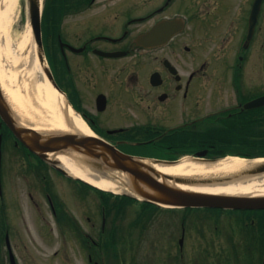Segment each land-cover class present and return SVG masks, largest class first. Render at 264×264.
Masks as SVG:
<instances>
[{
  "label": "flooded vegetation",
  "instance_id": "1",
  "mask_svg": "<svg viewBox=\"0 0 264 264\" xmlns=\"http://www.w3.org/2000/svg\"><path fill=\"white\" fill-rule=\"evenodd\" d=\"M48 4L43 41L54 78L100 140L128 154L172 160L201 149L208 150V157L212 149L256 147L259 133L264 137V122L257 123L258 108L244 105L264 95V88H257V75L261 72V82L264 74V0H50ZM251 18L254 22L248 35ZM162 22L169 25L159 31L167 35L165 40L156 37L147 44L137 42L139 35L151 32ZM201 99L207 109L199 114ZM2 135L11 137L15 147L10 149L19 155L21 151L29 162L28 170L44 181L48 219L63 231V239L72 240L84 251L85 264H104L108 252L102 251L104 247H99L98 241L107 217L102 216L99 229L95 204L93 214L82 218L86 225L72 216L69 220L74 225L62 226L61 220L69 211L59 197L58 185L33 167V161L45 162L25 150L0 115V139ZM54 170L62 179L68 178ZM68 179L78 185L81 193L77 189V194L90 192L97 199L95 190ZM26 196L35 203L32 190ZM110 199L114 203L121 200L116 196ZM127 207L128 203L120 207V216ZM221 211L238 216L239 232V223L249 225L248 231L244 229L248 242L244 252L236 243L231 245V257L236 262L244 259L245 264L249 259L252 264L255 256L264 264V209ZM115 212L109 214L119 220ZM48 223L54 232V226ZM111 228L106 240L111 238ZM54 236L60 238L56 232ZM181 236L177 240L180 251ZM1 239L11 264L6 242L12 252L13 248L6 228ZM197 245L193 249H200V243ZM203 247L207 249L205 256L209 252L213 255L219 239L212 237ZM58 251L59 247L52 257ZM13 256L18 264L14 252Z\"/></svg>",
  "mask_w": 264,
  "mask_h": 264
},
{
  "label": "rangeland",
  "instance_id": "2",
  "mask_svg": "<svg viewBox=\"0 0 264 264\" xmlns=\"http://www.w3.org/2000/svg\"><path fill=\"white\" fill-rule=\"evenodd\" d=\"M44 4L45 0H42V8H44ZM15 11L17 15L10 24L6 37L8 38L9 46L15 51L13 54L17 55L16 51L19 46L17 41L25 34V21H29L28 0H19ZM34 47L37 53L30 26V40L18 55L24 56L27 54L28 59H32L33 57H30V54L33 53ZM36 58V63L41 67V70L38 71L33 67V64H25L24 66L28 69V75L26 74L25 78L28 86L31 83L36 89L38 86V91L35 89L34 96L37 101H41L43 98L40 97V94L43 93L44 87H39L43 83V76L46 78V74L43 71L38 54H36ZM11 59L9 56L8 60L10 61ZM31 61L33 63V59ZM22 67L18 68L21 69ZM23 77L20 76V79L22 80ZM260 77L261 72L257 75L258 89L264 88V85L261 84L264 80V74H262L261 82ZM202 101L203 99H201L198 107L201 109L198 112L199 114L207 109V106L205 107L207 103H202ZM5 146L6 144L4 143L1 159L3 178L2 193L0 195V205L2 207L0 210V227L6 228L11 234V245L18 264H85L83 260L84 251L80 247L78 248L75 243H71L73 242L72 240L70 242L65 239L66 237L63 239L61 235L63 231L57 229L52 221L48 219L50 218L49 212L45 205L42 191V183L44 181L36 178L37 175L32 174L31 169L28 170L29 162L28 160L25 161L21 151V155L18 152L14 153L13 149H10V147H14L12 144L9 145V151H6L7 148ZM29 160L31 161V159ZM33 163L37 165L35 168L38 171L45 173L47 178L52 177L58 185L59 197L64 201L63 203L66 204L65 208L69 211V214L61 220V223L64 224L62 226L71 227V225H74L69 220L72 216L76 220L80 219L82 221L84 215L93 214L91 210L96 204L98 210L97 226L100 229L102 214L98 195L95 200L93 193L87 192L86 195L77 194L79 187L76 183L62 179L48 166L39 165L34 161ZM27 172L34 177L32 178L30 174L26 175ZM57 178L59 180H56ZM28 190H32L35 196V203L29 202L26 196ZM139 206L141 205L137 202L128 204L123 217L122 215L119 216V220L112 219V214L107 215L104 234L108 233L109 228L115 227L117 229V240L115 239V250H112L111 253V249H109L108 257L104 256V264H245L244 259L236 262L230 254V252H233L231 245L237 243L241 251L244 252L243 247H246L248 243L246 231H248L249 225L246 226L244 223L240 225L241 223H239L238 228H241L242 233L239 232L236 226L238 223L236 222L241 220L234 213L227 214L221 211L209 214L205 213L208 212L207 210L188 209L186 212H191L184 218L182 217L181 209L167 210L152 207L148 209L149 214L145 215L144 222L140 221L139 223L135 221L137 220V209ZM36 215H38V218ZM183 218L185 221L182 224ZM246 220L249 221V218H246ZM48 221L54 226L53 230L59 234L60 238H56L54 232H51L50 227L48 228ZM82 223V225H86L83 221ZM182 226L184 227V238L183 248L180 251L177 240L181 236ZM44 233L46 234L45 240L43 239ZM212 237L219 239L220 248L218 247L213 255H209V252L205 256L204 252L207 249L203 247L204 242L210 241ZM63 240L65 241L64 244ZM198 243H200V249H193L194 246H198ZM57 247H59V250L61 249V252L58 251L57 256L52 257L51 253ZM6 254L4 242L1 239V264H8ZM219 257L221 258L220 260H218ZM252 261V264H261L260 258H255V256H253Z\"/></svg>",
  "mask_w": 264,
  "mask_h": 264
},
{
  "label": "water",
  "instance_id": "3",
  "mask_svg": "<svg viewBox=\"0 0 264 264\" xmlns=\"http://www.w3.org/2000/svg\"><path fill=\"white\" fill-rule=\"evenodd\" d=\"M29 23L33 33L37 52L41 64L44 63L43 48L41 40V4L40 0H28ZM254 22V19H251ZM169 26L166 22L158 24L154 30L145 35H139L137 42L147 44L162 27ZM252 32L250 25L249 34ZM51 85L58 89L47 66H43ZM264 105V96L256 98L245 104L246 108ZM0 115L13 130L16 136L26 147L42 159L58 168L67 176L83 180L71 175L56 159L48 156L49 152L66 153L93 169L98 175L106 176V170L120 171L127 174L129 179L118 180L124 188L122 192L152 201L158 204H169L174 206H208L224 208H264V195L253 194H215L195 191L177 187L176 184L192 186L226 184L230 182L246 181L255 177L264 176V160L259 162H248L250 165L241 167L237 171L209 173L206 175L171 176L156 172L149 163L172 164L176 161H165L125 154L113 146L99 140L93 135L80 132H57L38 131L29 126H23L15 118L9 102L3 95L0 85ZM191 159V158H189ZM197 160L196 158H192ZM218 159H207L203 161L214 162ZM255 159H247L253 161ZM202 161V160H200ZM107 177V176H106ZM85 181V180H84ZM133 193H131V192ZM11 264H15L14 256L10 250Z\"/></svg>",
  "mask_w": 264,
  "mask_h": 264
},
{
  "label": "bare ground",
  "instance_id": "4",
  "mask_svg": "<svg viewBox=\"0 0 264 264\" xmlns=\"http://www.w3.org/2000/svg\"><path fill=\"white\" fill-rule=\"evenodd\" d=\"M18 1L19 0H0V85L3 95L6 97L12 110L20 118L21 123L26 126H30L38 131L80 132L89 134L85 123L67 106L63 94L55 89L47 78L43 76V83H41L39 87H44L43 93L40 94V97L43 98L41 101H37V98L34 96L36 89L34 85L31 83L28 86L25 78L26 74L28 75V69H26L24 65L33 64L34 68L38 71L41 70V67L36 63L37 53L35 52V47L33 53L30 54V57H33V63L31 61L32 59H28L29 57H27V54L24 56L18 55L30 40L29 21H25V34L17 41L19 45L16 51L17 55L13 54L15 51L9 46L7 41L8 38L6 37L9 26L17 15L15 8L18 5ZM40 3H42V0H40ZM9 56L12 58L10 60L11 62L8 60ZM8 61L9 63L6 64ZM18 67L22 68L19 69ZM20 76H24L22 80ZM48 156L50 158L54 157V159H56L71 175L81 177L90 184L104 190L120 192L124 186L117 181L129 179L126 173L120 171L106 170L105 175L107 177L98 175L94 173L95 171L93 169L85 165L83 161L80 162L66 153L49 152ZM263 160L264 159L259 158L253 161H246L238 157H226L214 162H207L184 157L172 164H149L160 174L189 176L237 171L241 169V167L250 165L248 162L253 163ZM176 186L183 189L215 194L264 195V176L226 184L203 186L176 184ZM134 195L137 196L135 193Z\"/></svg>",
  "mask_w": 264,
  "mask_h": 264
},
{
  "label": "trees",
  "instance_id": "5",
  "mask_svg": "<svg viewBox=\"0 0 264 264\" xmlns=\"http://www.w3.org/2000/svg\"><path fill=\"white\" fill-rule=\"evenodd\" d=\"M49 1L50 0H47L46 2V5H45V8H44V15H43V18L45 16V14H47L48 12V8H49ZM262 122H264V108H258V117H257V123L258 125H260ZM257 149L259 150V152H264V144H263V147H257ZM107 194H111V193H107ZM127 198V197H125ZM112 203V202H111ZM110 202L107 201L106 205H109Z\"/></svg>",
  "mask_w": 264,
  "mask_h": 264
}]
</instances>
